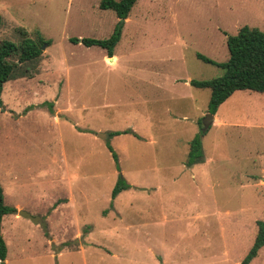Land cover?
Returning a JSON list of instances; mask_svg holds the SVG:
<instances>
[{
	"label": "rangeland",
	"instance_id": "obj_1",
	"mask_svg": "<svg viewBox=\"0 0 264 264\" xmlns=\"http://www.w3.org/2000/svg\"><path fill=\"white\" fill-rule=\"evenodd\" d=\"M100 2L0 0V42L50 41L2 93L7 205L42 219L6 214L5 264H241L264 220V93L223 103L205 161L188 166L211 96L190 81L223 75L198 54L227 61L229 35L264 30V0H138L116 61L71 40L113 34ZM121 176L130 187L113 198Z\"/></svg>",
	"mask_w": 264,
	"mask_h": 264
},
{
	"label": "trees",
	"instance_id": "obj_2",
	"mask_svg": "<svg viewBox=\"0 0 264 264\" xmlns=\"http://www.w3.org/2000/svg\"><path fill=\"white\" fill-rule=\"evenodd\" d=\"M137 2L138 0H101L100 8L114 10L120 19L113 34L107 39L84 37L80 40L78 38H71V40L75 43L81 42L86 46H100L106 49L108 58L112 57L113 59L115 47L122 37L124 20L129 17ZM1 25L2 17L0 16V27ZM49 42L40 32H37V38L25 36L20 43L11 40L0 42L1 109L5 107L2 98L5 83L14 78L24 76L25 73L22 72V68L29 62L38 60L43 53L44 44H49ZM227 47L229 58L225 62H216L203 54H198V57L204 61L222 67L224 69L223 75L207 80L191 79L190 81L191 85L196 88H208L211 90L208 111L212 114H216L220 105L236 91L251 90L264 93V30L244 25L236 34L227 37ZM17 57L18 60H16ZM208 130L206 132L201 130L190 141V150L186 161L188 166L205 161L202 138ZM122 132L128 133L131 131H115L109 133V135H119ZM132 132L137 135L134 131ZM109 149L118 163V156L111 145H109ZM129 187L130 184L121 176L113 189V198ZM16 212L17 209L15 207L5 203L4 190L0 182V264H5L8 256L7 243L2 232L3 218L6 214ZM257 224L258 230L253 245L241 264H250L264 247V220L257 221Z\"/></svg>",
	"mask_w": 264,
	"mask_h": 264
},
{
	"label": "water",
	"instance_id": "obj_3",
	"mask_svg": "<svg viewBox=\"0 0 264 264\" xmlns=\"http://www.w3.org/2000/svg\"><path fill=\"white\" fill-rule=\"evenodd\" d=\"M46 46L43 47V49H45ZM112 59V57H110ZM215 119V114L212 113H207L206 116L203 119V128L202 131L206 132L210 126L213 124ZM100 137L104 138V139H108V134H104V133H100L99 134ZM19 215L24 216V217H28L31 218L35 223H39L42 221L41 218L39 217H34L32 216L30 213L26 212V211H20Z\"/></svg>",
	"mask_w": 264,
	"mask_h": 264
},
{
	"label": "crops",
	"instance_id": "obj_4",
	"mask_svg": "<svg viewBox=\"0 0 264 264\" xmlns=\"http://www.w3.org/2000/svg\"><path fill=\"white\" fill-rule=\"evenodd\" d=\"M115 55V54H114ZM116 56V58H117V55H115ZM6 84V83H5ZM3 92H4V90H3ZM229 99V98H228ZM227 99V100H228ZM226 100V101H227ZM225 101V102H226ZM224 102V103H225ZM222 105V104H221ZM220 105V106H221ZM220 122H221V120H220V117L218 116V112H216V114H215V119H214V122L213 123H217V124H220ZM3 186V185H2ZM3 190H4V187H3ZM4 196H5V203L6 204H8V200H7V195H6V193H5V191H4ZM13 207H15L16 209H17V212L16 213H12V214H14L15 215V217H19V216H21V215H19V213H18V211L19 210H21V209H24V206L23 205H21V204H19V203H17L16 205H13ZM60 206H58V208H59ZM6 216V215H5ZM4 216V217H5ZM4 219V218H3Z\"/></svg>",
	"mask_w": 264,
	"mask_h": 264
},
{
	"label": "bare ground",
	"instance_id": "obj_5",
	"mask_svg": "<svg viewBox=\"0 0 264 264\" xmlns=\"http://www.w3.org/2000/svg\"><path fill=\"white\" fill-rule=\"evenodd\" d=\"M116 59H117L116 56H114V57H113V61H116Z\"/></svg>",
	"mask_w": 264,
	"mask_h": 264
}]
</instances>
